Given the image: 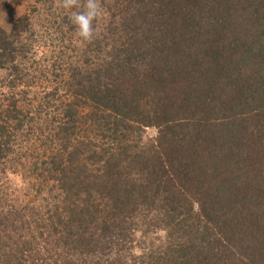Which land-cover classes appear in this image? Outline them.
<instances>
[{"label":"trees","instance_id":"obj_1","mask_svg":"<svg viewBox=\"0 0 264 264\" xmlns=\"http://www.w3.org/2000/svg\"><path fill=\"white\" fill-rule=\"evenodd\" d=\"M60 2L0 26V264H264V0Z\"/></svg>","mask_w":264,"mask_h":264},{"label":"rangeland","instance_id":"obj_2","mask_svg":"<svg viewBox=\"0 0 264 264\" xmlns=\"http://www.w3.org/2000/svg\"><path fill=\"white\" fill-rule=\"evenodd\" d=\"M36 0H2L0 2V26L8 27L10 24L22 14L30 11L32 7L35 5ZM35 22H38L36 20ZM2 78V73L0 72V82ZM1 85V84H0ZM149 135L155 134L153 130L147 131ZM7 180L16 186L21 187L23 185V178L21 173H9L6 175ZM160 236L164 239L165 233L160 232Z\"/></svg>","mask_w":264,"mask_h":264},{"label":"clouds","instance_id":"obj_3","mask_svg":"<svg viewBox=\"0 0 264 264\" xmlns=\"http://www.w3.org/2000/svg\"><path fill=\"white\" fill-rule=\"evenodd\" d=\"M74 5L75 0H61L60 2V7L65 10L71 9ZM100 15H102V12L97 0H86L84 10L71 17L82 42H91L94 34L93 22Z\"/></svg>","mask_w":264,"mask_h":264}]
</instances>
